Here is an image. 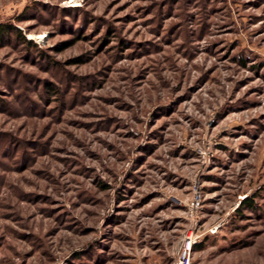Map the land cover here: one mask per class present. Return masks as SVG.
Returning a JSON list of instances; mask_svg holds the SVG:
<instances>
[{
  "label": "rangeland",
  "instance_id": "rangeland-1",
  "mask_svg": "<svg viewBox=\"0 0 264 264\" xmlns=\"http://www.w3.org/2000/svg\"><path fill=\"white\" fill-rule=\"evenodd\" d=\"M0 264H264V0H0ZM44 37L41 39L40 37ZM240 213V216L238 214Z\"/></svg>",
  "mask_w": 264,
  "mask_h": 264
},
{
  "label": "built area",
  "instance_id": "built-area-1",
  "mask_svg": "<svg viewBox=\"0 0 264 264\" xmlns=\"http://www.w3.org/2000/svg\"><path fill=\"white\" fill-rule=\"evenodd\" d=\"M202 205L203 196L198 189H195L187 212L189 227L177 242L172 264H193V254L196 247L201 244L206 237L217 235L228 224V217H231L240 206L239 204L234 207L225 218H222L214 225L202 230L201 217L199 216L203 208Z\"/></svg>",
  "mask_w": 264,
  "mask_h": 264
},
{
  "label": "trees",
  "instance_id": "trees-1",
  "mask_svg": "<svg viewBox=\"0 0 264 264\" xmlns=\"http://www.w3.org/2000/svg\"><path fill=\"white\" fill-rule=\"evenodd\" d=\"M14 36L15 41L20 44L34 47V43L31 40H27L25 36H23L22 32L19 29H10L7 27L0 26V42H3L5 38L9 39V37ZM249 209L251 211H255L256 205L254 204L253 200H246L240 205L238 212H240L242 209ZM240 216V213L238 214Z\"/></svg>",
  "mask_w": 264,
  "mask_h": 264
},
{
  "label": "crops",
  "instance_id": "crops-1",
  "mask_svg": "<svg viewBox=\"0 0 264 264\" xmlns=\"http://www.w3.org/2000/svg\"><path fill=\"white\" fill-rule=\"evenodd\" d=\"M211 237H213V236H208V237H206L203 241L206 242V240H207L208 238H211ZM215 237H216V236H215ZM200 247H202V244H199L196 248H200Z\"/></svg>",
  "mask_w": 264,
  "mask_h": 264
},
{
  "label": "bare ground",
  "instance_id": "bare-ground-1",
  "mask_svg": "<svg viewBox=\"0 0 264 264\" xmlns=\"http://www.w3.org/2000/svg\"><path fill=\"white\" fill-rule=\"evenodd\" d=\"M41 39H43L44 37L42 36V37H40Z\"/></svg>",
  "mask_w": 264,
  "mask_h": 264
}]
</instances>
